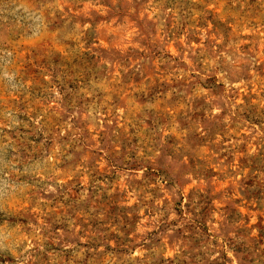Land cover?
Wrapping results in <instances>:
<instances>
[{"label":"rangeland","instance_id":"374dc122","mask_svg":"<svg viewBox=\"0 0 264 264\" xmlns=\"http://www.w3.org/2000/svg\"><path fill=\"white\" fill-rule=\"evenodd\" d=\"M0 264H264V0H0Z\"/></svg>","mask_w":264,"mask_h":264}]
</instances>
